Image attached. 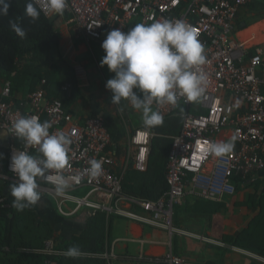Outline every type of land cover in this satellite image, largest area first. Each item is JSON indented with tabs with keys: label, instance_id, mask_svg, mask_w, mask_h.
<instances>
[{
	"label": "built area",
	"instance_id": "obj_1",
	"mask_svg": "<svg viewBox=\"0 0 264 264\" xmlns=\"http://www.w3.org/2000/svg\"><path fill=\"white\" fill-rule=\"evenodd\" d=\"M256 0H68L62 16L73 25L86 44L101 45L113 28L128 31L136 23L157 20H183L197 33L204 45L209 83L200 102L185 103L178 99V107L155 103V110L164 119L177 116L182 120L179 134L172 137L166 164L167 192L156 201H140L123 192V174L116 171L111 151V136L101 117H89L76 122L64 107L76 85L66 83L60 88L62 99H48L47 81L41 79L23 105L11 100V84L6 82L0 94V131H7L14 144L7 153V170L13 181L17 177L11 170V155L16 150L37 155L35 147L18 140L11 132L13 121L20 115L48 121L50 133H63L70 137L68 164L62 174L69 181L66 195L54 191L55 170H48L38 179L39 191L53 198L63 215L88 209L91 215L105 212L138 221L148 226L173 232L174 207L181 206L187 196L208 202L224 203L235 194V179L246 183L250 176L264 172V41L247 45L238 39L236 22L240 12ZM48 18V17H47ZM77 78L85 76L82 66L76 65ZM231 136L223 141L234 144L232 152L222 157L209 154V147L222 132ZM150 128H139L129 136L133 149V169L144 173L150 154ZM96 159L102 165L101 174L88 175L89 161ZM88 191L84 196L75 193ZM10 198L0 193V209L11 208ZM73 208L65 213L63 206ZM137 205L147 213L140 216L125 209ZM49 255H64L47 246L34 250ZM83 256V255H81ZM108 259L113 253L95 255ZM94 256V257H95ZM141 257H143L141 255ZM155 264H177L171 254L152 260Z\"/></svg>",
	"mask_w": 264,
	"mask_h": 264
},
{
	"label": "crops",
	"instance_id": "obj_2",
	"mask_svg": "<svg viewBox=\"0 0 264 264\" xmlns=\"http://www.w3.org/2000/svg\"><path fill=\"white\" fill-rule=\"evenodd\" d=\"M246 11L243 9L238 16L237 37L242 41L244 40L241 36L247 41L253 39L256 42L253 44H259L257 42L264 36V30L260 32L251 29L247 34L244 31L262 22L258 20L249 25L245 24L243 18L246 16ZM67 18V16L49 18L58 36V48L54 50L58 53L60 57L58 58L70 68L69 74L73 76V83L76 85L72 95L63 99L66 101L65 110L76 122H83L95 116L104 120L112 139L111 151L116 162V171L121 172L124 179L127 171L133 168L132 160L135 153L129 145V136L136 129L146 128L142 122V114L132 109L127 101H122V105L111 104L112 93L106 89L105 84L114 73H111L106 65L100 66V61L105 55L101 45L86 44L78 36L77 29L66 23ZM56 60L57 58L54 60L48 57L43 61L41 68L52 70L59 77L65 72L59 64H56L58 63ZM76 65L82 66L85 70L83 78L79 79L75 76ZM6 82L11 84V100L16 105H24L28 94L38 84L34 85L33 81L28 80L24 75L16 78L0 70V94ZM60 97L52 99H62L61 93ZM154 105L155 103L152 107L155 110ZM230 136L231 132L226 130L219 134L216 140L222 142ZM11 144L14 142L5 132L3 139H0V193L9 198H11L9 185L16 183L6 167L7 153ZM263 174L264 172L252 175L246 183H252L256 177L264 176ZM246 193L243 189L236 190L232 197L225 199L223 209L210 218L193 213L191 211L193 203L188 204L191 199L186 197L181 206L173 209L172 226L175 231L171 233L105 212L91 215L90 210L85 208L71 215H63L59 212L56 201L42 192L41 200L26 210L34 218L33 227L46 226L48 231H51L50 238L45 242V248L50 246L55 251L65 252L61 249L69 247L76 238L90 236L98 244L101 252L83 253L82 258L86 260L83 264H155L152 260L167 254L177 258L179 260L177 264H264V247L261 241H258L253 249H243L228 243L236 242L254 218L260 215V209H252L245 205ZM67 205L71 207L70 210L64 209ZM64 206L65 213L72 211L73 207L70 204ZM124 207L140 216L147 215L137 206ZM110 251L114 254L111 258L101 259L95 256ZM90 260L94 262H89Z\"/></svg>",
	"mask_w": 264,
	"mask_h": 264
},
{
	"label": "clouds",
	"instance_id": "obj_3",
	"mask_svg": "<svg viewBox=\"0 0 264 264\" xmlns=\"http://www.w3.org/2000/svg\"><path fill=\"white\" fill-rule=\"evenodd\" d=\"M9 4L0 0V16H7ZM68 0H27L24 15L32 22L43 14L45 17L62 16ZM20 18L10 20L15 34L23 39L26 30ZM105 55L100 66H107L114 76L105 87L112 93L111 104L122 105L127 101L132 109L142 114L147 128L162 126L163 115L153 109V104H170L178 107V99L185 103H198L206 93L208 73L203 70L207 63L204 45L197 33L183 20H157L152 23H136L128 31L113 28L101 44ZM48 121L41 122L34 116H18L11 125L14 136L28 146L36 148L38 154L16 150L11 155V170L17 182L9 185L12 207L23 212L41 200L38 179L48 170H55L54 191L58 196L66 195L71 186L62 174L68 164L71 139L63 133H50ZM0 132V139L4 133ZM9 134V133H8ZM231 141L212 142L210 155L222 157L232 152ZM88 175L96 178L102 172L100 161H89ZM78 245L69 247L64 255L77 258L82 255Z\"/></svg>",
	"mask_w": 264,
	"mask_h": 264
},
{
	"label": "trees",
	"instance_id": "obj_4",
	"mask_svg": "<svg viewBox=\"0 0 264 264\" xmlns=\"http://www.w3.org/2000/svg\"><path fill=\"white\" fill-rule=\"evenodd\" d=\"M262 1L264 0H256L245 8L246 13L256 12L255 17L248 22L254 23L262 18L264 10L259 8ZM6 2L9 4L7 16H0V70L16 78L24 75L28 80L33 81L34 85L45 78L48 81V98H61L60 87L65 83L74 82L73 76L69 74L70 68L59 59L60 57L57 58L56 64L62 67L64 75L57 77L54 71L41 68L43 61H46L48 57L52 58L48 52L58 48V36L51 20L41 14L38 20L32 22L24 15L27 0H6ZM17 18H20L19 22L27 32V36L23 39L15 34L9 24L10 20ZM236 29L238 30L237 24ZM253 43L256 42L248 39L247 45ZM63 102L65 104L66 101ZM181 126V118L174 116L165 118L162 126L150 128L154 137L151 140L147 170L144 173L137 172L133 168L127 171L122 181L125 195L140 201H156L167 192L165 175L168 153L172 145V137L179 134ZM246 184L242 183L241 179H235V192L249 185ZM187 198L191 199L188 204L193 203L191 208L193 213L209 218L224 207L223 203L208 202L193 196H187ZM12 199V197L9 199L11 203L9 210L0 209V264H83L86 262L82 256L69 258L65 255L56 256L35 252L34 250L45 248V242L50 238L51 231H48L46 226L33 227L32 214L26 209L23 212L14 209ZM254 207L260 209V215L252 221L236 242H226L243 249H253L255 244L261 241L264 247V190L261 200L258 203L254 201ZM72 244L78 245L82 253L101 252L98 244L90 236L76 238ZM72 244L69 247L73 246ZM69 247L66 246L61 250L66 251Z\"/></svg>",
	"mask_w": 264,
	"mask_h": 264
},
{
	"label": "rangeland",
	"instance_id": "obj_5",
	"mask_svg": "<svg viewBox=\"0 0 264 264\" xmlns=\"http://www.w3.org/2000/svg\"><path fill=\"white\" fill-rule=\"evenodd\" d=\"M259 8L261 10H264V1H262L260 3ZM246 14L247 15L245 16V18H243V20H244L245 24L249 25L250 22H248V20L255 17L256 12H247ZM259 22H262V23L255 24V25L247 28L244 32H246V34H247L248 31H250L251 29L259 30L260 32L263 31L264 30V14H263L262 18L259 20ZM263 41H264V36L257 43H261ZM48 55L49 56L52 55V58H54V60L59 57L58 53L54 49L52 51L48 52ZM263 190H264V176L261 175L260 178L256 177L252 183H250L247 187L243 188V191H245V193L247 192L245 195L246 196L245 205L248 207H252V209H257L254 207V201H256L258 203L261 200L262 195H263ZM87 191H88L87 189H82L80 192H76L75 194L78 196H84ZM64 209L70 210L71 207L67 205V206H64ZM113 256H114V254H113Z\"/></svg>",
	"mask_w": 264,
	"mask_h": 264
},
{
	"label": "bare ground",
	"instance_id": "obj_6",
	"mask_svg": "<svg viewBox=\"0 0 264 264\" xmlns=\"http://www.w3.org/2000/svg\"><path fill=\"white\" fill-rule=\"evenodd\" d=\"M241 36V35H240ZM242 37V39L246 42V44H247V39L245 38V37H243V36H241Z\"/></svg>",
	"mask_w": 264,
	"mask_h": 264
}]
</instances>
